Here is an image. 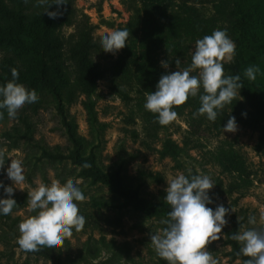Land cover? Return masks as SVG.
Returning a JSON list of instances; mask_svg holds the SVG:
<instances>
[{
    "label": "rangeland",
    "instance_id": "1",
    "mask_svg": "<svg viewBox=\"0 0 264 264\" xmlns=\"http://www.w3.org/2000/svg\"><path fill=\"white\" fill-rule=\"evenodd\" d=\"M75 6L80 16H88L98 40L119 30L130 17L122 0H104L102 4L100 0H75ZM198 6L215 19L216 29L228 31L231 0H201ZM73 31L74 26H67L63 33L67 38ZM194 44L191 43L188 61L179 66L181 70L191 63ZM121 52L122 49L112 55L101 49L94 54L105 76L90 97H81L60 108L53 96H43V99L39 96L38 102L20 109L16 119L0 122V151L5 156L22 159L24 165L25 181L14 194H27L41 183L79 182L86 197L78 203L79 214L85 219L84 227L79 232L73 230L62 248L56 250L67 264H167L157 256L150 241V234L163 230L160 221L164 216L138 209L106 184L81 175V166L71 154L77 148L85 157L93 154L101 170L118 172L125 189L154 204L164 202L167 180L178 174L185 175L189 170L206 174L215 183L211 189L214 203L207 207L214 209L223 204L234 210L225 217L228 223L220 239L206 245L207 250L217 264H239L229 254L232 247L227 241V231L236 222L241 226L239 232L253 227L259 229L264 224L261 219L264 216V153L257 151L259 132L238 124L235 133H216L208 124L192 121L185 114L160 129L156 137L151 136L143 118L148 93L133 73L120 70ZM11 56V52L0 49V64ZM66 62L73 70L72 62L68 59ZM168 69L178 70L170 65ZM85 100L88 107L83 103ZM170 139L184 150L175 157H162L159 150ZM229 146L243 156L251 171L248 185H240L239 175L224 171L215 158L221 147ZM10 162L11 158L6 159L0 168V181L5 186L12 183L4 171ZM0 189L6 196L3 188ZM33 215L27 209V201H20L10 215L0 216V264H52L45 256L23 252L16 243L18 224ZM249 217L256 218L255 225L249 224Z\"/></svg>",
    "mask_w": 264,
    "mask_h": 264
},
{
    "label": "trees",
    "instance_id": "2",
    "mask_svg": "<svg viewBox=\"0 0 264 264\" xmlns=\"http://www.w3.org/2000/svg\"><path fill=\"white\" fill-rule=\"evenodd\" d=\"M200 1L122 0L130 17L119 30L126 29L129 36L118 66L125 74L133 73L146 93L154 92L161 75L171 72L161 66L162 58L171 67H176L177 58L184 65L183 61H188L190 57L191 43L217 30L215 19L198 6ZM103 2L100 0L101 4ZM231 3L227 35L235 42L236 49L233 62L224 65V73L241 76L243 86L240 95L218 114L215 122L208 121L204 116L193 118V113L200 107L199 96L189 97L173 110L177 116L186 114L192 121L208 124L216 133H221L228 118L234 116L237 124L259 132L257 151L264 153V0H231ZM44 7L46 5L41 6L38 0H0V49L13 54L0 64V85L12 79L11 69L15 68L19 73L17 83L28 90H35L42 99L43 96H53L62 108L64 104L75 103L81 97H90L99 80L104 78L105 71L94 59V54L101 50L100 40L95 38L94 25L88 16L79 15L75 0H67V4L60 8L62 14L56 19H50L43 12ZM49 10H55V5ZM67 26H74V31L66 38L63 30ZM67 59L72 62L73 70L68 66ZM253 65L259 66L260 73L254 81H250L243 73ZM83 103L88 107L87 100ZM0 112H3L0 122L5 121L8 118L6 111ZM143 118L149 134L154 137L160 129L172 123L161 126L156 122V114L145 108ZM7 135L11 136L10 133ZM72 137L78 142L73 134ZM183 150V146L170 139L159 152L162 157H175ZM71 157L81 166V175L106 184L112 192L125 197L136 208L167 218L171 210L167 203H149L138 197L135 191L125 189L121 175L101 170L93 154L85 157L77 148ZM215 158L224 171L239 175L242 180L240 185L250 183L251 171L247 169L243 156L232 146L221 147ZM84 163L91 167L83 168ZM191 174L197 175L195 172ZM210 195L214 200L212 191ZM0 197H6L1 189ZM13 198L17 204L26 202L27 194H13ZM240 227V223L236 222L227 231V241L232 247L229 253L232 260L245 264L249 258L240 254V245L231 238L240 231ZM31 254L45 256L52 264H67L56 250L42 248Z\"/></svg>",
    "mask_w": 264,
    "mask_h": 264
},
{
    "label": "clouds",
    "instance_id": "3",
    "mask_svg": "<svg viewBox=\"0 0 264 264\" xmlns=\"http://www.w3.org/2000/svg\"><path fill=\"white\" fill-rule=\"evenodd\" d=\"M38 3L46 5L43 12L50 19H56L62 14L60 8L67 4V0H51L50 3L48 0H38ZM52 5H55V10H49ZM128 36L126 29L107 33L100 40V48L105 53L115 55L125 47ZM235 49V42L229 38L226 29L214 30L211 35L197 39L192 49L191 63L181 70L180 59L175 60L178 70L161 75L155 91L146 95L145 110L156 114V122L161 126H167L177 117L173 110L175 106L184 104L189 97L199 96L200 107L193 113V118L204 116L208 121L215 122L218 114L240 95L243 86L240 75L224 73V65L234 60ZM160 63L168 69L167 61ZM193 72L196 75H192ZM259 73V66L253 65L243 75L254 81ZM11 77L6 84L0 85V110H5L8 118L14 120L20 109L26 104L38 102L39 97L35 90H28L16 82L19 77L17 69H11ZM2 115L3 112H0ZM222 128L224 133H235L238 130L235 117L230 116ZM8 158H11V162L4 171L12 183L5 186L0 181V187L6 193V197H0V216L12 213L17 205L13 198L14 190L25 181L22 159L5 156L0 151V168L4 167ZM82 167L86 169L91 165L84 163ZM78 184V181L71 180L63 185L53 181L51 185L41 183L27 192V209L35 215L18 224L16 243L20 250L25 253L38 252L42 248L58 250L71 237L73 230H82L85 219L79 214L78 203L84 202L86 197ZM214 185L209 175H192L190 170L187 176L178 174L167 180L163 199L171 210L167 218L160 221L166 227L150 234L157 256L167 264H217L206 245L220 239V233L228 223L225 217L234 210L223 204L216 205L214 209L207 207L214 203L210 195ZM261 219L264 220V216ZM248 222L255 225L256 218L249 217ZM231 238L240 245V254L249 258L245 264H264V224L259 229L253 227L235 233Z\"/></svg>",
    "mask_w": 264,
    "mask_h": 264
}]
</instances>
